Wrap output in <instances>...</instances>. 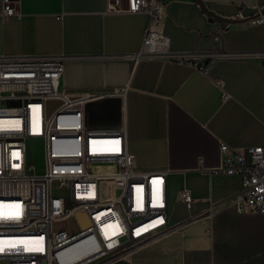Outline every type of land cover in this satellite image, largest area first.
I'll use <instances>...</instances> for the list:
<instances>
[{"label":"crops","instance_id":"crops-1","mask_svg":"<svg viewBox=\"0 0 264 264\" xmlns=\"http://www.w3.org/2000/svg\"><path fill=\"white\" fill-rule=\"evenodd\" d=\"M164 1L163 30L173 51L264 50V24L235 19L221 29L241 1L243 12L250 15L264 0ZM117 4L14 0L19 15L3 21L0 0V54L76 55L65 62L63 87H125L123 99L90 104L89 123L117 126L124 115L128 147L138 167L169 169V204L179 208L172 219L169 214L171 228L106 264H264V212L241 213L230 201L241 188V176L197 170L199 159L205 166L218 164L220 141L232 148L264 143V59L221 57L211 60L205 73L162 58L135 62L107 56L134 52L149 23L147 13L119 12ZM184 185L201 197L190 210L176 199ZM209 206L210 214L190 218Z\"/></svg>","mask_w":264,"mask_h":264},{"label":"built area","instance_id":"built-area-1","mask_svg":"<svg viewBox=\"0 0 264 264\" xmlns=\"http://www.w3.org/2000/svg\"><path fill=\"white\" fill-rule=\"evenodd\" d=\"M7 21L14 0H2ZM241 1L232 20L264 24V6L246 15ZM119 12H145L139 47L107 55L138 61L162 58L207 73L221 57L263 58L261 51H173L163 30L164 0H118ZM221 36L218 35V39ZM65 53L0 54V264H106L126 257L136 243L171 228L166 170H143L128 147L124 115L117 126L89 123L90 104L123 99L125 87L70 91L61 78ZM219 85L222 81L214 79ZM227 93H223V98ZM17 101L16 103H10ZM121 108L123 106L121 105ZM28 139H41L44 171L27 162ZM197 170L241 176L231 197L238 212H264V143L232 148L220 141L219 162ZM176 199L188 210L201 197L187 186ZM210 214V206L190 218ZM134 243L127 245L130 241Z\"/></svg>","mask_w":264,"mask_h":264},{"label":"rangeland","instance_id":"rangeland-1","mask_svg":"<svg viewBox=\"0 0 264 264\" xmlns=\"http://www.w3.org/2000/svg\"><path fill=\"white\" fill-rule=\"evenodd\" d=\"M17 101H11L10 103H16ZM27 162L35 167L36 172L41 173L44 171V150L41 139H28L27 141ZM169 211L171 219L178 213V206L169 204ZM136 240L130 241L127 245L134 243Z\"/></svg>","mask_w":264,"mask_h":264},{"label":"water","instance_id":"water-1","mask_svg":"<svg viewBox=\"0 0 264 264\" xmlns=\"http://www.w3.org/2000/svg\"><path fill=\"white\" fill-rule=\"evenodd\" d=\"M208 12H209L210 14H212L213 16H215L214 13H213L212 11H208ZM219 18H221V17H219Z\"/></svg>","mask_w":264,"mask_h":264}]
</instances>
